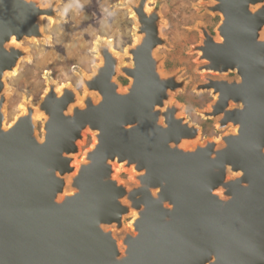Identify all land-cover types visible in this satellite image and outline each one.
<instances>
[{
	"label": "water",
	"instance_id": "1",
	"mask_svg": "<svg viewBox=\"0 0 264 264\" xmlns=\"http://www.w3.org/2000/svg\"><path fill=\"white\" fill-rule=\"evenodd\" d=\"M152 1L127 4L132 65L102 41L83 96L51 85L6 125L23 43L48 42L43 20L60 17L57 0H0V264H264V0H202L222 20L219 39L200 28L198 72L216 76L197 85L215 97L201 114L232 128L204 143L174 100L188 80L156 56L167 43ZM87 132L94 146L77 163Z\"/></svg>",
	"mask_w": 264,
	"mask_h": 264
},
{
	"label": "rangeland",
	"instance_id": "2",
	"mask_svg": "<svg viewBox=\"0 0 264 264\" xmlns=\"http://www.w3.org/2000/svg\"><path fill=\"white\" fill-rule=\"evenodd\" d=\"M38 1L42 5H49L56 0ZM57 1L60 20H43V32L50 40L24 42L23 46L29 49L30 57L20 61L16 75L6 77V125H10L21 113L20 107L26 101L37 103L41 100L47 91L46 83L49 84L50 80H47L50 78L58 83L57 86L69 84L83 96L85 89L79 88L77 81L81 76H90V60H95L96 68L102 64L97 51V46L102 41L110 42L120 57L123 56L122 64L132 65L126 50L134 44L136 23L127 4L137 3L138 0ZM81 4L84 7L78 6ZM149 6L158 9L162 19L160 31L167 46L159 48L156 56L163 63V71L167 74L179 73L181 80H188L185 90L180 91L174 100L184 107V115L190 122L201 128L200 143H204L206 139L219 140L221 136L232 131V128L218 132L216 120L206 119L201 114L209 109L215 97L211 92H196L197 85L203 83L206 76L198 72L199 54L193 52L192 48L202 43V26L219 39L216 31L222 20L221 16L205 12L202 0H153ZM104 8L114 11L115 15L105 17L102 12ZM72 45L75 47H71ZM117 81L123 87L130 84L129 79L123 75L118 76ZM36 122L38 136L42 139L43 120ZM93 138L91 133H86L76 162H80L84 153L92 147ZM119 178L131 183L129 172H123ZM125 222L126 229L130 230L132 218Z\"/></svg>",
	"mask_w": 264,
	"mask_h": 264
},
{
	"label": "bare ground",
	"instance_id": "3",
	"mask_svg": "<svg viewBox=\"0 0 264 264\" xmlns=\"http://www.w3.org/2000/svg\"><path fill=\"white\" fill-rule=\"evenodd\" d=\"M137 2H138V1H137ZM129 3H131V2H129ZM138 3H139V2H138ZM138 3H136V4L134 3L133 6L138 5ZM205 3H206V2H205ZM205 3L202 1V6H203V8L206 7V4H205ZM150 4H151V2H150ZM42 6H43V5H42ZM120 7H121V6H120ZM150 7H151V6L148 5V8L146 9V11H151L152 8H150ZM259 7H260V6H259ZM131 10H132V9H131ZM206 10H207V9H206ZM129 13H130V12H129ZM131 17L134 18V20H135V17H134L132 14H131ZM132 18H131V19H132ZM49 19H50L51 22H54V21L56 22V21H58V19L53 20L52 17H49ZM132 20H133V19H132ZM134 20H133V21H134ZM136 24H137V23H136ZM136 26H137V25H135V27H136ZM200 28H201V27H200ZM42 30H43V27H42ZM263 34H264V33H263ZM218 37H219V36H218ZM205 39H206V37H205L204 33L202 32V40L204 41ZM135 41L138 43L140 40H139V38H137ZM106 42H107V41H106ZM137 43H136V44H137ZM100 44H101V43H100ZM100 44H99V45H100ZM133 45H134V44H133ZM201 45H202V44H201ZM98 47L100 48V46H97V49H98ZM199 47H200V46H199ZM111 51H112L113 53L115 52V54H116L117 56L119 55V54H118L113 48H111ZM192 51H195V53H198V54H199V58H198V59H200V62H201V58H202V56H203L202 51H200L199 49H197L196 46L193 47ZM126 52H127V51H126ZM119 53H120V52H119ZM121 57H123V56H121ZM27 59H28V58H27ZM100 60H102V59L100 58ZM101 63H102V61H101ZM101 63H100V64H101ZM201 63L203 64V62H201ZM202 64H201V65H202ZM129 65H130V64H129ZM198 68H199V67H198ZM96 69H97V68H96ZM205 72H206V71H205ZM205 72H202V73L204 74ZM16 74H17V71L13 73V76L16 75ZM212 74H213V73H212ZM212 74H211V75H212ZM88 75H89V74H88ZM11 76H12V75H11ZM120 76H121V75H120ZM84 77H87V78H88V76H84ZM210 79H212V78H208V79H207V78L205 77V80H204L203 83H206V80H210ZM213 79H214V78H213ZM49 80H50L49 84H48V82L46 83V84H47V85H46V86H47V91L49 90L50 86L53 85L52 82L54 81V80L51 79V78H50ZM49 80H47V81H49ZM55 82H56V81H55ZM57 84H58V83L56 82L55 85L57 86ZM68 85H69V84H68ZM69 86H70V85H69ZM197 87H198V86H197ZM197 87H196V89H197ZM62 89H63V88H62ZM62 89H61V90H56V91L59 92V93H61ZM47 91H46V92H47ZM46 92H45V93H46ZM200 93H201V92H200ZM82 99H83V98H81V100H82ZM29 101H30V100H29ZM32 103H33V102H32ZM33 104H34V103H33ZM35 105H36V104H35ZM20 111H21V113H20L19 115H23V114L26 113L25 105H21V107H20ZM38 116H40V117H38L39 119H40V118L43 119V117H41V116H43V114H40V115H38ZM44 118H45V117H44ZM15 119H16V118H15ZM217 127H218V126H217ZM92 146H94V144H93ZM77 163H78V162H77ZM127 228H129V227H127Z\"/></svg>",
	"mask_w": 264,
	"mask_h": 264
},
{
	"label": "clouds",
	"instance_id": "4",
	"mask_svg": "<svg viewBox=\"0 0 264 264\" xmlns=\"http://www.w3.org/2000/svg\"><path fill=\"white\" fill-rule=\"evenodd\" d=\"M86 2H87V0H86ZM78 6L81 7V8L84 7L83 4L78 5ZM48 7H49L48 4H43V7H42V8H48ZM102 12H103V14L105 15V17H110V16L115 15V12H114V11H110V10L107 9V8L102 9ZM13 37H14V36H13ZM13 37H12V38H13ZM71 47H75V46L72 45ZM93 51H94V50H93ZM89 63H90L91 68H92V72L90 73V76H95V74H96V64H95V60L92 59V60L89 61ZM85 80H86V78H85L84 76H81V77L79 78V80L77 81V84H78L79 88H81V89H85V88L87 87V84H86ZM52 83H53V85H55L56 82L53 81ZM62 88H63V85H59V86H56V87H55V90H61ZM50 89H52V88L50 87Z\"/></svg>",
	"mask_w": 264,
	"mask_h": 264
},
{
	"label": "flooded vegetation",
	"instance_id": "5",
	"mask_svg": "<svg viewBox=\"0 0 264 264\" xmlns=\"http://www.w3.org/2000/svg\"><path fill=\"white\" fill-rule=\"evenodd\" d=\"M212 3V2H211ZM210 2H207V3H205L206 4V7L207 6H209V5H212ZM209 9H211L210 7H209ZM209 9H207L206 11L209 13V14H214V12L213 11H211V10H209ZM256 9H259V5H256V6H253L252 7V9H251V12L252 13H256L257 12V10ZM220 16V15H219ZM207 31H208V29H207ZM200 32L202 33V31H201V29H200ZM209 32V31H208ZM210 33V32H209ZM263 33H264V30H263ZM264 35V34H263ZM137 38H135V40H136ZM134 40V43H137L136 41ZM99 46H101V44L99 45ZM193 49V48H192ZM97 51H99V47H98V49H97ZM205 74V75H204ZM203 75L204 76H206V78L208 79V78H212L211 76H208V75H211L212 73H204ZM207 74V75H206ZM214 77L213 78H215L216 76L214 75V74H212ZM226 78H228L229 80L230 79H234L235 78V74L234 73H230L229 75H227L225 78L223 77L222 79H226ZM224 87V89L228 92V93H230L231 94V90H228L227 89V85H224L223 86ZM230 94H227L228 96L230 95ZM232 95V94H231Z\"/></svg>",
	"mask_w": 264,
	"mask_h": 264
}]
</instances>
